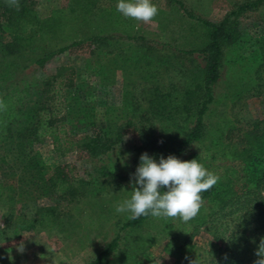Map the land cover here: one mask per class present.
<instances>
[{"label":"rangeland","instance_id":"obj_1","mask_svg":"<svg viewBox=\"0 0 264 264\" xmlns=\"http://www.w3.org/2000/svg\"><path fill=\"white\" fill-rule=\"evenodd\" d=\"M182 1L198 17L219 22L238 0ZM3 3L8 6L6 0H0ZM117 3L118 0H19V10L8 6L14 22L11 29L26 37L23 52L15 61L16 65L26 66L18 74L22 84L37 87L60 67L73 66L79 76L77 94L92 103L100 120L108 116L125 127L120 142L96 158L79 142L84 133L80 128L70 132L72 146L57 150L51 138L35 146L48 173L64 166L72 182L80 186V194L74 202L58 206L57 212L65 217L61 226L21 231L19 223L23 214L35 213L38 205L54 206L55 201L50 197L34 201L36 192L31 193L32 199L26 196L19 200L17 194L7 189V201L0 202V264H89L117 236L119 247L107 264H123L130 255L142 258V264H176L177 255H183L178 248H170L171 239L184 225L181 219L164 218L165 222H161V217L140 227L123 228L131 214L117 213L116 206L130 198L131 174L135 173L143 153L159 162L167 141L173 142L176 149L181 130L168 131L153 116L152 92L156 86L164 91L181 89L194 65L192 59L198 56L184 51L208 37L198 21L188 17L173 0H152L158 15L148 24L125 18L117 11ZM24 10L27 11L23 15ZM239 21L242 43L226 50L232 62L224 68L216 88V102L206 116L205 137L196 149L187 148L179 156L185 161L194 150L201 152L204 164L216 166L218 172L228 166L242 172L240 159L233 160L221 152L229 146L244 148L252 132L259 138L264 133V80L253 70H245L250 59L254 61L257 57V40L264 37V7L248 12ZM74 42L79 45L44 68L34 65V59L42 52ZM139 58L142 63L137 62ZM242 74L246 78L242 79ZM239 80L246 82L249 90L235 98L231 83ZM69 102L77 103L75 99ZM70 117L72 127H80L77 110ZM207 145L213 147L215 160L206 157ZM12 163L16 174H4L0 180L18 177L22 162L13 158ZM100 165H106L112 173L94 180V168ZM255 227L256 222L245 228L230 216L219 215L188 235L194 245L190 258L194 260L198 254L204 264L226 248L242 243L254 233Z\"/></svg>","mask_w":264,"mask_h":264},{"label":"trees","instance_id":"obj_2","mask_svg":"<svg viewBox=\"0 0 264 264\" xmlns=\"http://www.w3.org/2000/svg\"><path fill=\"white\" fill-rule=\"evenodd\" d=\"M173 1L180 5L188 17L198 21L205 29L208 39L203 43H196L193 49L184 51L198 56L192 59L194 65L188 70L185 85L181 89L164 91L158 86L153 89L150 100L153 116L159 118L164 129L181 130V136L175 143L176 149L173 142L167 141L163 146L162 150L168 152H163L165 158L169 155L179 158L187 148L196 149L202 143L206 134V116L216 102V88L223 78L224 68L232 62L226 56V50L242 43L239 18L264 7V0H238L221 21L213 22L195 15L182 0ZM26 11H23V15ZM13 23L10 8L4 3L0 4V102L3 104L0 107V177L4 174H16L13 158L22 162L18 177L0 180V202L7 201V191L17 194L19 200H24L26 196L31 198L32 192L37 194L34 201L43 197L53 198L54 206L38 205L35 213L22 215L19 229L30 231L37 227L61 226L65 217L57 212L58 206L74 202L80 194V186L72 182L64 166H58L53 173H48L47 165L35 150V146L45 138H51L57 150L66 145L72 146L74 143L70 132L73 128H80L84 133L79 142L92 158H96L120 142L125 124L115 122L108 116L104 120L98 118L92 103L85 102V98L77 94L79 76L73 66L60 67L57 73L48 76L37 87L22 84L18 74L26 66L16 65L15 61L23 52L22 43L26 37L19 30L11 29L10 25ZM257 43V57L254 61L250 59L245 70H253L264 80V37L259 38ZM77 45L79 43L74 42L56 50L44 51L34 59V65L44 68L51 60ZM147 61L151 62V59ZM137 62L143 61L139 58ZM241 78H246V74H242ZM231 85L235 98H240L249 90L246 82L241 80ZM69 99H75L77 103L72 105ZM74 110L78 112L80 127H72L70 124V115ZM246 143L242 149L229 146L221 152L233 160L240 159L243 164L242 172L233 170L232 166L218 172L216 166L205 165L202 153L196 150L185 159H197L208 171L217 175L219 180L210 190L201 194L204 204L199 214L184 223L171 239L170 248H178L183 253L177 255L176 264H189L186 257H191L194 245L190 243L188 235L199 225L219 215L230 216L232 221L245 228L256 222V227L252 230L254 233L245 237L242 243L226 248L223 253L214 255L204 264H254L257 259L255 252L264 237V133L261 138L253 132L250 133ZM205 151L209 160H215L211 145L205 146ZM111 173L106 165L95 166L93 178L96 180L97 176ZM128 217L122 225L123 228L140 227L158 219L151 215L137 219ZM161 220L165 222L166 219ZM119 244L120 237L117 236L89 264H107ZM127 259H124L123 264H142V258H135L134 255Z\"/></svg>","mask_w":264,"mask_h":264},{"label":"clouds","instance_id":"obj_3","mask_svg":"<svg viewBox=\"0 0 264 264\" xmlns=\"http://www.w3.org/2000/svg\"><path fill=\"white\" fill-rule=\"evenodd\" d=\"M6 3L19 10V0H6ZM116 9L125 18L145 24L152 22L158 15V8L152 0H118ZM131 175V196L116 206L117 213L129 212V219L148 215L155 218H179L184 223L199 214L204 204L201 194L210 190L219 180L197 159L182 161L175 155L167 158L161 155L157 162L147 152L140 156L139 166ZM165 188L166 191L163 190ZM255 255L257 259L254 264H264V237ZM186 259L189 264H201L198 254L194 260L189 257Z\"/></svg>","mask_w":264,"mask_h":264}]
</instances>
